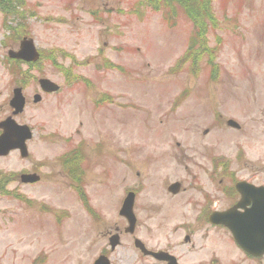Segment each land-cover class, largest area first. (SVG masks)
Listing matches in <instances>:
<instances>
[{"label": "rangeland", "instance_id": "rangeland-1", "mask_svg": "<svg viewBox=\"0 0 264 264\" xmlns=\"http://www.w3.org/2000/svg\"><path fill=\"white\" fill-rule=\"evenodd\" d=\"M166 1L18 0L10 14L0 8V121L22 86L27 106L16 120L34 131L29 157L0 159V264H93L103 252L113 264H154L134 238L151 250L170 246L173 229L191 219L190 194L167 187L210 183L211 158H237L239 132L228 119L245 126L243 144L250 138L251 160L264 170V0H211L218 21H206L201 34L176 0ZM24 37L34 39L38 63L9 58ZM41 77L60 90L42 93ZM81 144L77 170L62 156ZM22 172L40 179L22 183ZM137 187L130 234L119 211Z\"/></svg>", "mask_w": 264, "mask_h": 264}, {"label": "flooded vegetation", "instance_id": "flooded-vegetation-1", "mask_svg": "<svg viewBox=\"0 0 264 264\" xmlns=\"http://www.w3.org/2000/svg\"><path fill=\"white\" fill-rule=\"evenodd\" d=\"M237 123L238 125L233 127L234 130L239 132L236 137L238 147L235 155H237V158L235 156V159L227 160L225 153H220L217 165L214 164L216 170L213 169L219 175L218 183L215 180L210 183H186L185 187H182L181 183H177L178 187H174L175 189H171V186L175 183L168 185V191L171 193L176 191L173 194L180 193L183 190L185 193L189 192L190 199L186 202L185 212L191 214V219L182 221L179 227L173 229L171 236L173 240L169 241L171 244H168L170 246L157 250L164 253L162 259L148 256L152 258L154 264H264V261L249 257L243 254L241 250L239 251L234 239L233 229L225 224L230 221L226 219L228 212L235 210L242 213L248 208V205L241 206L240 203L248 200L250 195L243 196L238 188V182L244 181L254 186H264V170L256 167V163L251 160L249 154L253 144L250 138L243 144L248 135L246 134V137H243V133H246L245 126L239 122ZM73 151L76 156L74 164L77 165L76 169L79 170L84 164L83 158L86 150L79 145ZM247 151L249 155H247ZM234 160L237 165L232 168V165L236 164ZM66 167V165H63V170ZM21 175L20 180L23 183L24 180ZM75 178H77V175H75ZM73 181L76 183V180ZM28 183H32V181H28ZM132 191L136 193V199L138 200L139 188L137 187ZM129 192L131 190H128L126 194ZM117 230L121 234V231ZM166 253L173 255L175 259H172ZM183 253H188L190 258L191 253H195V259L184 260L183 258L187 255Z\"/></svg>", "mask_w": 264, "mask_h": 264}, {"label": "water", "instance_id": "water-1", "mask_svg": "<svg viewBox=\"0 0 264 264\" xmlns=\"http://www.w3.org/2000/svg\"><path fill=\"white\" fill-rule=\"evenodd\" d=\"M10 55L14 58H20L26 61H36L39 57V54L35 50L34 44L31 40H26L24 43H22V49L19 52H10ZM40 85L42 89L47 92H53L59 89L57 84L47 78L41 79ZM39 99V96L35 97V101H38ZM24 103L25 99L22 95L21 89L15 90V97L13 98L11 104L17 109L16 113L23 110ZM229 123L234 124L233 122ZM2 126L5 127V133L0 137V154L7 153L9 149L20 147L22 149L23 155H26L27 150L25 142L31 136L29 128L27 126H18L15 121L11 119L4 122ZM122 213L126 214L130 218V231L133 233L136 219L133 214V201L131 198L126 199ZM118 242V236L111 238V244L113 247H115ZM136 245L143 251L146 250L141 241L137 240ZM95 264H110V262L107 257L102 256L95 262Z\"/></svg>", "mask_w": 264, "mask_h": 264}, {"label": "trees", "instance_id": "trees-1", "mask_svg": "<svg viewBox=\"0 0 264 264\" xmlns=\"http://www.w3.org/2000/svg\"><path fill=\"white\" fill-rule=\"evenodd\" d=\"M169 2H174L173 0H168ZM167 2V5H169ZM184 11L188 14L191 21L199 23V33L201 34L205 30L206 21H218L215 12L211 6V0H176ZM0 8L3 12L10 14L14 11L13 6H11L10 1L0 0Z\"/></svg>", "mask_w": 264, "mask_h": 264}]
</instances>
